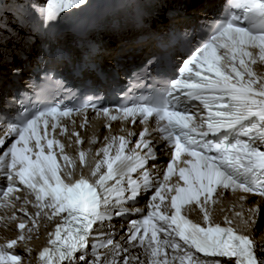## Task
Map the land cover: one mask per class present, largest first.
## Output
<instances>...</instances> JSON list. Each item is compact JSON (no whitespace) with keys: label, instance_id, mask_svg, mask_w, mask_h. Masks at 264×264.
<instances>
[{"label":"snow or ice","instance_id":"1","mask_svg":"<svg viewBox=\"0 0 264 264\" xmlns=\"http://www.w3.org/2000/svg\"><path fill=\"white\" fill-rule=\"evenodd\" d=\"M85 4L86 0H46L38 9L41 26H50L62 13ZM30 8L21 4L18 10L23 16ZM208 27L204 42L182 62L179 78L120 105L115 114L108 108L98 109L91 97L78 107L44 101L31 109L21 101L18 119L0 112V147L12 140L0 155V179L5 181L0 187V209L4 210L0 225L15 224L19 233L0 243V264H24L16 248L24 244V252L30 255L26 245L31 234L41 220L51 222L56 217L60 222L47 233L48 246L39 251V264H264V245L255 243L227 217L225 226L214 222L209 207L223 192L240 193L239 201L248 200L254 206L247 209V217L243 212L235 216L246 229L256 230L260 203H264V75L252 66L264 63V0H229L227 14ZM3 30L6 25L0 19ZM149 66L152 61L144 68ZM191 101L202 106L199 113L182 106ZM89 108L111 121L135 124L138 120L146 125L153 120L163 142L160 151L169 153L163 180L153 182L146 167L149 160L157 159L153 142L145 139L147 127L129 151L131 140L125 136L105 137L107 143L96 153L102 159L88 176L74 179L75 161L64 154L58 139L50 138V132L59 129L65 134L68 128L61 121L71 120L74 113L86 114ZM86 123L85 115L81 127ZM71 135L77 144L83 143L78 132ZM184 156L188 158L181 160ZM178 161L184 166L174 167ZM79 162L87 166L83 150ZM138 170H142L140 179H134L132 174ZM173 175L183 185L168 184ZM144 190L150 192L147 214L129 221L121 242L111 232L92 236L94 226L130 215L126 205L137 202ZM165 190L174 193L171 211L162 208L168 198ZM21 191L23 197L18 195ZM256 196L261 198L259 203L253 200ZM28 204L37 209L35 215L27 212ZM192 204L202 213V223L182 214L184 206ZM12 209L16 211L9 214ZM17 212L23 215L18 217ZM90 239L94 240L91 245Z\"/></svg>","mask_w":264,"mask_h":264},{"label":"bare ground","instance_id":"2","mask_svg":"<svg viewBox=\"0 0 264 264\" xmlns=\"http://www.w3.org/2000/svg\"><path fill=\"white\" fill-rule=\"evenodd\" d=\"M170 1H171L170 2L171 5H174V3H176V2L179 4H182L185 7V11H188L190 8L188 13L196 12L198 7H200L203 3L210 4V3L214 2V0H210V1H206V0H170ZM160 10H162V9H158L156 11L159 12ZM158 20L165 21V19L163 18L162 15L156 14V16L152 19V21H150L151 22L150 26L154 27L155 23H159ZM159 26H165V25L159 23ZM125 31H126L125 33H120L119 31H114V30L111 31L110 30V31H107L105 33L100 34V36H101V39H100L101 44L100 45L101 46H99V50L102 51V53L100 55L102 57L101 59L108 58L106 60V61H108L110 58H112L114 56L115 57L116 56L126 57L127 55L133 56V54H135L134 51H136L137 49H138L139 53L144 52V50H145L144 48H137L136 45H134V43H133V39L135 38V35L139 34V33H136L135 31H131L129 29H126ZM5 40L6 39H4L3 41H5ZM22 40H23L22 37L19 38V40H18L19 44L22 42ZM108 40H109V42H108ZM15 41H16V39L13 38L10 42L12 43ZM6 42H8V41H6ZM35 43H36V38L31 37L29 41L26 40V43L23 44L25 46V48L21 45H20V47H17L18 44H15L14 50L10 51L9 53L1 50L0 51L1 52L0 53V65L14 66L16 64V60L13 57V55H14V52L16 49L26 50V52L31 53V54L35 53V50L37 47L35 45ZM37 45H38V43H37ZM110 47L113 49L111 54L107 53V51L109 50ZM4 48L9 49L10 46L6 43ZM4 48H2V49H4ZM32 48H34V49H32ZM3 55H6L8 58H10L13 65H10L9 63H7L8 59L7 58L5 59V57H3ZM136 56H138V55L136 54L134 57H136ZM8 232H13L14 235H16V236L19 234V233H16L15 230H11V229ZM1 235H3V233ZM260 237H262V235ZM5 238H7V237H5ZM257 244H261V243H257ZM261 245H264V244H261ZM140 258L144 259L143 255H141Z\"/></svg>","mask_w":264,"mask_h":264},{"label":"rangeland","instance_id":"3","mask_svg":"<svg viewBox=\"0 0 264 264\" xmlns=\"http://www.w3.org/2000/svg\"><path fill=\"white\" fill-rule=\"evenodd\" d=\"M37 232L38 229L36 232L31 234L33 238L31 239V243L29 245L30 248H34L39 242L40 236ZM260 242L264 244V236L260 239ZM24 264H33V258L29 255L27 257H24Z\"/></svg>","mask_w":264,"mask_h":264}]
</instances>
